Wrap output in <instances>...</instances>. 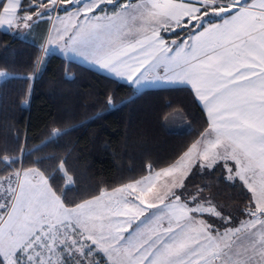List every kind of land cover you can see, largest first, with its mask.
I'll list each match as a JSON object with an SVG mask.
<instances>
[{
    "label": "snow or ice",
    "instance_id": "obj_1",
    "mask_svg": "<svg viewBox=\"0 0 264 264\" xmlns=\"http://www.w3.org/2000/svg\"><path fill=\"white\" fill-rule=\"evenodd\" d=\"M59 12L65 15L53 17ZM185 16L195 31L167 40L164 33L181 28ZM40 23L51 24L45 58L59 50L129 86L187 89L207 127L163 172L179 175L152 193L156 203H170L151 212L126 198L69 209L48 197L31 170L16 173L29 190L10 204L15 181L0 177V264H264V0H0V30ZM43 61L34 59V68ZM197 164L226 170L221 179L251 193L240 209L245 219L208 199L192 203L198 194L171 199Z\"/></svg>",
    "mask_w": 264,
    "mask_h": 264
},
{
    "label": "trees",
    "instance_id": "obj_2",
    "mask_svg": "<svg viewBox=\"0 0 264 264\" xmlns=\"http://www.w3.org/2000/svg\"><path fill=\"white\" fill-rule=\"evenodd\" d=\"M195 23L187 19L183 30L164 35L184 40ZM49 25L40 23L26 37L0 30V72L34 77L0 78V177L38 169L63 204L73 208L172 165L202 136L206 114L187 89L138 91L59 54L45 58L41 49ZM36 58L44 61L34 68ZM4 157H15L16 163L6 167ZM209 171L194 166L174 197L188 202L198 194L192 203L208 199L237 221L245 219L240 209L251 193L221 179L226 170Z\"/></svg>",
    "mask_w": 264,
    "mask_h": 264
},
{
    "label": "rangeland",
    "instance_id": "obj_3",
    "mask_svg": "<svg viewBox=\"0 0 264 264\" xmlns=\"http://www.w3.org/2000/svg\"><path fill=\"white\" fill-rule=\"evenodd\" d=\"M193 1H195V0H193ZM58 14L59 13H53V17L55 15H58ZM176 29L177 28H174L173 31L176 30ZM47 39H48V35H47L46 40H45V42H46L45 46H47ZM42 54H44L43 51H42ZM172 167L173 166H171L169 168H172ZM169 168H167V169L162 168V169L156 170L158 172L153 171L154 172L153 175L149 176V178H146L144 181H137L136 180V181L129 182L128 183L129 185H127V186L122 185L124 187H122V186H120L121 188L117 187L118 189L115 188L113 190H110L109 193L104 194L102 192L103 191L105 192L106 190H103L101 192L102 195L101 194H100L101 196L98 195L99 198H96V197H98V196H96V197H94L95 199H93V198L89 199V200L81 203L80 205H83L86 208L87 207H99L102 204L108 203V201L110 199H117V198L123 199V198H126L128 200V202L131 203L133 206L139 205L141 208H146L148 210V212L153 211L154 208H166L168 206V203H170V200L165 202V203L158 204V203H156L155 201L152 200V193H154L156 191H164V190H166L165 189V185L170 184L171 181L177 175H179V173H175V172L171 176L163 175V172L167 171ZM28 170H31L30 174H35L37 179L41 180V184H42V186L44 188V191L47 193L48 197L51 200H54L57 203L62 201L61 198L58 195H56V193L51 189V187H48L50 185L48 179L38 169L31 168V169H27V170L19 169V170H16V171H14L13 173H11V174H9L7 176H3L4 178H7V177L11 176L13 178V180L15 181V183L12 186V193H11V197L12 198L9 201L10 204L16 203V197H17L18 194H21L22 192H25V191L29 190L28 189V184L26 182H22L21 180H17L16 179V173L17 172H19L21 174V176H23V173L25 171H28ZM158 173H161V175H157ZM45 179L47 180V184H43V181ZM5 187H7L6 181H5ZM178 189L179 188H174L172 190L171 199H175L174 193ZM53 193H54V195H53ZM181 202H183V201H181ZM212 206H215V205L212 204ZM67 208H69V207H67ZM73 208H76V207H73ZM69 209H72V208H69ZM106 218H107V216H106ZM204 219H206V218H204Z\"/></svg>",
    "mask_w": 264,
    "mask_h": 264
},
{
    "label": "crops",
    "instance_id": "obj_4",
    "mask_svg": "<svg viewBox=\"0 0 264 264\" xmlns=\"http://www.w3.org/2000/svg\"><path fill=\"white\" fill-rule=\"evenodd\" d=\"M125 2H127V1H125ZM133 2H138V0H133ZM157 2H159V3H177V4H179V3H187V0H157ZM194 3H195V1H193ZM65 5H67V2H65ZM196 6H200L199 4H196ZM58 15H60V16H64L65 15V13H59ZM183 19V24H184V21L185 20H187L188 19V17H183L182 18ZM192 22H195V20H193ZM182 24V25H183ZM50 28H51V24L49 25V28H48V32H49V30H50ZM2 31H10V32H12V33H14V34H16V35H18V36H22V37H26V33H27V31H28V29H24L22 26H21V28L20 29H16V28H13V29H11V30H2ZM47 35H48V33H47ZM47 37V36H46ZM187 38H185L184 40H186ZM46 40V39H45ZM45 41H44V44L42 45V47H44L45 46ZM46 47V46H45ZM51 53H56V54H59L60 56H62L63 58H65V59H67V60H73V61H76V62H79V63H81V64H83V65H85V66H88V67H90V68H92V69H94V70H97V71H99V72H101V73H104V74H106V75H108L109 76V74L108 73H106V72H102L101 70H99L98 68H96L94 65H91L89 62H86V61H84L83 59H81L80 57H78V56H72L71 58H69V56H67V55H62L61 54V52L59 51V50H57V51H50L49 50V53L48 54H51ZM2 72H5V71H2ZM113 78H115V77H113ZM3 79V78H2ZM115 79H117V78H115ZM117 80H119V81H121V82H125L124 80H122V79H117ZM136 90H138V91H143V90H146V89H151V88H163V87H167V86H158V85H150V84H141V85H139V86H133ZM201 138H202V136L197 140V141H199V140H201ZM196 141V142H197ZM195 142V143H196ZM193 145V144H192ZM192 147V146H191ZM190 147V148H191ZM199 149L197 148V151H198ZM188 151V150H187ZM186 151V152H187ZM184 155V154H183ZM182 155V156H183ZM180 160V158L173 164V165H171V166H174V165H178V161ZM230 164H231V162H230ZM171 166H169V167H171ZM169 167H165L164 169H167V168H169ZM155 172H158V171H155ZM153 173L154 172H152V173H149L148 175H146V176H144L143 178H141L140 180H137V181H144L146 178H149V176H151V175H153ZM127 185H129V184H126V185H124V186H127ZM124 186H122V187H124ZM118 188H121V187H118ZM117 188V189H118ZM110 192V190H106L105 192L103 191L102 193H104V194H106V193H109ZM103 194V195H104ZM102 195V194H101ZM101 195H99V196H101ZM99 196L98 197H96V198H99ZM93 199H95V198H93Z\"/></svg>",
    "mask_w": 264,
    "mask_h": 264
}]
</instances>
